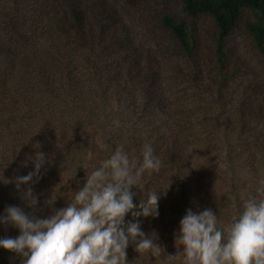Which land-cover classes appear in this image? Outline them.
I'll return each instance as SVG.
<instances>
[{"label":"trees","instance_id":"obj_1","mask_svg":"<svg viewBox=\"0 0 264 264\" xmlns=\"http://www.w3.org/2000/svg\"><path fill=\"white\" fill-rule=\"evenodd\" d=\"M17 4H12L9 12H1L0 123L10 116L14 134L22 135L24 145L27 136L42 132L43 125L52 133L66 132V145L72 153L84 155L83 164L86 157L103 161L122 146L130 159L140 158L143 146L151 144L162 166L158 172H146L138 188L131 189L135 193L134 203L152 191L163 192L167 188L174 197L172 201L164 193L158 201V215L140 221L142 230L149 235L158 232L159 237H163L161 210L171 201L175 214L170 218H177L176 229L187 209L196 212L210 209L216 214L214 202L196 187L186 146L178 145V135L172 130L173 122L183 120L175 113L170 119L169 112L175 104L177 110L182 109V113L188 115L189 111L202 106V100L212 96L218 112L212 116L210 111L206 122L221 128L225 150L228 147L231 150L225 152V157L235 164L234 157L240 159L245 155L243 161L252 165L251 160L264 154V135L256 133L253 120V113L264 107V86L253 82L248 71L249 75L241 72L240 54H234L229 42L240 28L264 60V0H32L33 13L42 18L38 25L31 22L26 25L20 20L23 7ZM207 20L212 24L211 29L206 26ZM163 54L172 59L164 58ZM160 57H163L161 63ZM170 70L171 78L175 77L179 82L177 86L181 87L179 95L188 93L187 96L201 99L191 104L193 108L171 100L170 90L166 89ZM86 72H90L91 80L84 79ZM42 94L54 108L82 106L86 112L98 113L124 109L128 112L127 119H140L156 135L151 133L139 142L135 139L129 143V139L121 141L119 136L126 132L141 131V127L121 125V134L113 130L104 133L105 150L94 154L97 144L94 135L88 134L90 127L64 122L61 128L55 125L56 119L53 123L50 120L39 122L37 127L31 121L38 116L51 117L49 104H42L39 96ZM110 98H114L112 102ZM252 143L262 150L252 151ZM209 150L210 147L205 152ZM3 151L0 146L1 176L7 166L15 169L16 179L20 171L31 170L19 163L16 165L14 161L19 159L14 155L13 163L6 160ZM65 173L69 172L65 170ZM177 173L179 179L175 184L170 174ZM57 186L50 191L69 202L79 188L74 183L61 182ZM16 202L15 206L33 216L34 209L26 207L24 200ZM127 219L131 220V214L125 217ZM157 244L167 255L171 243L158 240ZM150 254L152 262L146 264H167L163 254L142 256ZM139 256L134 246L126 250L128 264L133 260L137 264Z\"/></svg>","mask_w":264,"mask_h":264},{"label":"clouds","instance_id":"obj_2","mask_svg":"<svg viewBox=\"0 0 264 264\" xmlns=\"http://www.w3.org/2000/svg\"><path fill=\"white\" fill-rule=\"evenodd\" d=\"M30 159L33 170L17 178L18 190L38 180L46 162L40 151ZM161 166L151 144H145L141 157L135 159L117 148L87 175L72 201L51 216L38 219L18 206L6 207L0 225L17 229L19 235L0 238V249L19 256L20 264H128L129 246L139 255L163 254L140 221L158 215V201L165 191H152L138 203L131 191L146 172H158ZM255 192L227 225L210 209H187L173 233L177 253L163 254L167 264L176 260L179 264H264V179L258 180ZM22 198L29 208L38 203L30 187ZM129 214L131 221L126 223Z\"/></svg>","mask_w":264,"mask_h":264},{"label":"rangeland","instance_id":"obj_3","mask_svg":"<svg viewBox=\"0 0 264 264\" xmlns=\"http://www.w3.org/2000/svg\"><path fill=\"white\" fill-rule=\"evenodd\" d=\"M15 2L18 3L17 5L23 7V10L20 12L22 13L20 20H24L26 25L29 24V22L35 25L40 23V19L42 18H39V16L37 17L36 14L33 13L32 0H0V22L1 12H9L11 5ZM8 4L10 5L7 6ZM205 23L206 26H209V29H211L212 24L208 20ZM38 35H40L39 32ZM142 39H144V37H142ZM34 41L36 43V40ZM147 41L148 40L146 39V42ZM229 42L230 47L233 48L234 54H240V62H242L241 72L244 74L246 73V75H249V72L251 77L255 79L253 80L250 78L253 82L264 86V60L253 49L247 35H245V33L239 28L233 33ZM38 46L40 48V45ZM18 52L19 51H17V53ZM161 56L172 59L170 56L164 54ZM163 57L159 58V63H161ZM167 74L168 79L166 80V89H168V91L170 90L168 93L171 94L170 98L173 102L178 101L191 105L194 101L199 102V100H201L198 96H187L188 93L179 95L178 91L181 87L179 88V86H177V83H179L178 80L175 77L171 78L173 75L171 70ZM83 75L84 79L87 81L89 79L91 80L90 77L92 76L90 75V72H86ZM84 90L86 92L88 91V85H86ZM39 96H41L43 101L42 104L47 106L50 102L49 98L45 96V94ZM125 96L128 99V96ZM111 99L114 98L109 99V101L112 102ZM186 100L188 102H185ZM214 101L215 100L212 96H209L207 100H202L201 107L198 106L193 111H189L190 113H188V115H186L187 112L182 113V109L177 110V107L174 104L175 107L170 110L169 117L172 119L175 113L177 117L180 116L183 120V122H173L172 126V130L178 135V145L186 146V154L190 160L189 168L191 169V173H193L191 176L194 178L196 187L200 192L206 193V198H208V200L211 199V201L214 202L215 213L217 214L218 219L224 225H227L231 217L241 210L244 201L256 194L255 189L258 180L264 179V157H262L264 154H261V157L259 155L257 160H251L253 161L252 165L249 161H243L245 155L240 159L234 157L235 164L232 163V160H228V157H225V152L231 150L230 147L227 148L228 151L225 150L224 139L221 136V128H217L216 125L209 123V121L206 122V120L210 118L208 116L210 115V111L212 116L214 113L216 114L218 112V108L214 107ZM133 105L137 107L136 104ZM48 108L51 110L49 111L51 115L50 118L38 116V118L31 119V121L36 123L37 127L39 126V122L47 123L50 120L49 122L53 123V119H56L54 120L55 125L59 124L61 128H64V125L70 122L82 124L87 128L90 127L89 131L87 129L88 134L90 135L91 133V135H94L96 140L95 145L97 144L93 151L94 154L98 151L105 150L104 139L106 137L104 133L107 132V130H113L114 133L121 134L123 131H120V129L123 125L127 127H136V129H140L141 127V131H128L124 136H119L121 141L129 139L128 143L130 141L134 142L133 139L139 142L142 138L152 135L151 133L155 134V132H150L147 128V124L140 119H127L126 115H128V112L120 108L114 110V113H103V111H100V113L96 111L86 112L82 110V106L78 108L65 107L66 109H64L63 106H56V108H54L52 102L49 104ZM191 108H193L192 105ZM114 109H116V107H114ZM227 111L228 110H226V112ZM226 112L224 113V116H227L228 113L226 114ZM253 114V120L255 121L254 128L257 130L256 133L264 135V107L259 111H255ZM7 117L8 118L3 123H0V146L2 151L4 150L3 153H6V160L13 163L14 159L12 156H16L19 160L17 162L14 161V163H16V165L19 163L20 166L27 165L25 167L31 169L29 172L33 170V163L30 158H32L37 151H40L45 155L46 162L40 171L38 180L37 178H34V180L28 185H21L19 190L16 187L17 179L15 178V169L10 168L9 166L4 168L7 170L3 171L4 173L2 176L0 175V179L3 178V180H6L4 183L0 182V214L4 212L6 207L15 206V204H17L16 201L23 200L22 194L24 190L30 187L34 195L38 198L37 205L33 207V216L38 219L47 218L51 216L55 210L66 207L69 202L59 199L58 195H55L50 191L51 188H53V190L54 188H58L57 185L61 182L66 185L74 183V186L76 187L83 186L87 175L90 174L94 168L98 167L102 160L97 157L93 159L90 157V159H88L86 157L85 159L87 160H84L85 163L83 164L81 161L84 155L72 153V150L66 145V132L63 134L57 130V132L52 133L46 129V125L42 126V132L27 136L24 145L22 135L14 134V129L11 126L13 123L12 118L10 116ZM211 125H213L212 129L209 128ZM180 136H184L185 139H181ZM119 144L123 145L124 143ZM36 145H39L38 149L35 147ZM123 147L124 146H122V148ZM209 147L211 150H209V153H206L205 149H208ZM238 149L244 150V148ZM248 150L250 149L248 148ZM251 150L255 152L256 150H262V147L257 149L255 144L252 143ZM22 160L23 162H21ZM70 166L73 169H69ZM65 170L69 173L63 174ZM29 172L22 173L20 171L18 176H25ZM178 173H180V171H178ZM178 173L175 176L170 174V180L175 184H178ZM7 181H9V183H7ZM204 193L201 194L204 195ZM165 195L167 199H172L173 201L174 196L169 194L168 188L165 190ZM49 199L50 201L55 200L51 206L46 204V201ZM172 201L169 206H166L161 210V218L163 222L162 228H164L163 237H159L160 234L158 232L151 234L154 236L153 243L156 246L158 245V240H162L163 243H171L167 248V255H175L177 253L173 237L174 231L177 230L174 228L177 218H170L175 214L171 210L173 207ZM129 221L131 220H125L126 223ZM18 235L19 232L17 229L11 226L0 225V238H15ZM12 258H14V260ZM149 261L152 262L151 254L144 256L140 255L136 258L137 264H146ZM134 263L135 260L132 261V264ZM0 264H20V258L12 252L0 249ZM174 264H179V260H176Z\"/></svg>","mask_w":264,"mask_h":264}]
</instances>
